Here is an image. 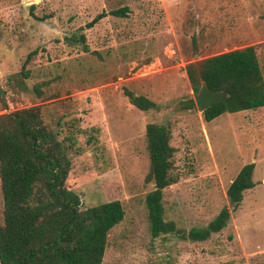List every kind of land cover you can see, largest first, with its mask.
Segmentation results:
<instances>
[{
  "label": "rangeland",
  "instance_id": "374dc122",
  "mask_svg": "<svg viewBox=\"0 0 264 264\" xmlns=\"http://www.w3.org/2000/svg\"><path fill=\"white\" fill-rule=\"evenodd\" d=\"M122 7L125 16L109 14ZM250 45L264 78V0H0V116L38 107L58 139H74L65 186L81 208L123 205L101 264H264V106L207 122L195 103L181 104L194 100L189 64ZM125 88L156 108L138 109ZM147 123L167 124L175 149L177 180L162 202L176 231L158 236L145 203L154 189ZM250 162L256 184L233 209L227 188ZM223 207L230 218L220 231L182 236Z\"/></svg>",
  "mask_w": 264,
  "mask_h": 264
},
{
  "label": "trees",
  "instance_id": "16d2710c",
  "mask_svg": "<svg viewBox=\"0 0 264 264\" xmlns=\"http://www.w3.org/2000/svg\"><path fill=\"white\" fill-rule=\"evenodd\" d=\"M127 10L122 7L109 14L125 16ZM105 15L97 14L88 24ZM186 72L194 93L205 82L210 89L227 94L202 112L207 122L225 112L264 106V78L252 45L189 64ZM123 93L140 110L156 108V103L144 95L127 88ZM2 94L0 91L1 98ZM181 104L192 108L194 100ZM145 136L150 161L147 180L154 184L145 203L150 232L158 236L176 231L174 222L164 218L162 202L163 189L177 180L171 171L175 149L165 123H147ZM74 145L72 137L58 139L45 126L38 107L0 116V264H101L107 234L123 220L125 212L117 199L81 208L79 195L65 186L72 165L68 154ZM254 167L253 162L244 164L229 184L227 197L233 209L241 203L243 193L256 184ZM229 218L230 212L223 207L207 225L192 227L182 236L204 241L224 228Z\"/></svg>",
  "mask_w": 264,
  "mask_h": 264
},
{
  "label": "water",
  "instance_id": "95a60500",
  "mask_svg": "<svg viewBox=\"0 0 264 264\" xmlns=\"http://www.w3.org/2000/svg\"><path fill=\"white\" fill-rule=\"evenodd\" d=\"M226 96V92L212 90L205 82H201L199 91L194 95V103L197 109L203 112L207 107L218 101H222ZM229 206L232 207V204L229 203Z\"/></svg>",
  "mask_w": 264,
  "mask_h": 264
}]
</instances>
